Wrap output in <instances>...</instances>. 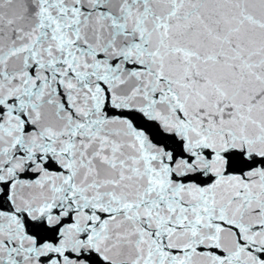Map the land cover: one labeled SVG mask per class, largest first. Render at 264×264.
Wrapping results in <instances>:
<instances>
[{"label":"snow or ice","instance_id":"snow-or-ice-1","mask_svg":"<svg viewBox=\"0 0 264 264\" xmlns=\"http://www.w3.org/2000/svg\"><path fill=\"white\" fill-rule=\"evenodd\" d=\"M0 264H264V0H0Z\"/></svg>","mask_w":264,"mask_h":264}]
</instances>
